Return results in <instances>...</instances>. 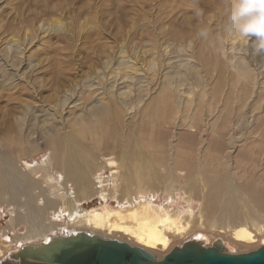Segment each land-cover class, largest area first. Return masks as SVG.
<instances>
[{"label":"bare ground","instance_id":"obj_1","mask_svg":"<svg viewBox=\"0 0 264 264\" xmlns=\"http://www.w3.org/2000/svg\"><path fill=\"white\" fill-rule=\"evenodd\" d=\"M5 44L12 56L23 45L15 40ZM2 45L0 40V49ZM124 56L116 69L111 68L114 63L106 62V68L89 79L83 100L76 99L74 91L64 90L63 99L48 106L50 113L44 110L46 117L31 110L30 129L24 127L28 118L21 115L17 127L22 126L16 134L14 130L1 138L6 152L0 155V207L10 208L11 217L6 228L0 229V240L7 243L0 248V264L50 260L68 239L116 241L153 261H162L185 245L236 254L223 251L224 245L245 251L263 241L264 213L257 206L264 201V193L258 194L264 192V148L259 151L261 162L233 159L223 145L229 136L233 142H227V149L238 148L237 137L231 133L235 125L229 130L225 121L217 128L208 121L200 124L203 113L197 115L200 99L194 95L203 82L197 69L176 67L168 72L166 91L152 96L149 109L139 108L146 98L143 81L136 79L142 80L139 72L146 75L148 68H138V60L132 63V58ZM157 63L148 64L156 67ZM19 66L12 76L26 80ZM145 75L147 88L152 77ZM27 105L30 110L31 103ZM136 114L138 122L133 119ZM167 123L174 137L169 145ZM207 127L219 144L194 143ZM130 128L133 137L125 139ZM38 130L52 141L51 153L19 166L20 158L40 150L32 138ZM94 198L98 204L91 202ZM208 229L213 231L212 239L209 243L205 234L200 235V245L198 233Z\"/></svg>","mask_w":264,"mask_h":264},{"label":"rangeland","instance_id":"obj_2","mask_svg":"<svg viewBox=\"0 0 264 264\" xmlns=\"http://www.w3.org/2000/svg\"><path fill=\"white\" fill-rule=\"evenodd\" d=\"M229 6L230 0H0V40L3 42L0 49V140L11 131L15 130L16 134L21 128L22 125L17 127L19 116L28 118L25 129L31 128L35 110L40 117H46L44 110L50 113L48 106H56L58 98L63 99L64 90L74 91L76 99L83 100L89 90V79L97 75L98 70L101 73L100 68H106L109 61L114 63L111 68L116 69L120 57L125 55L132 58V63L138 60V68H148L146 75L145 71L139 72L138 78L142 80L136 79L143 81L142 94L146 99L139 104L143 110L149 109L153 97L166 91L163 84L168 72L176 67L201 71L203 87L196 86L194 95L200 99L197 115L203 113L200 124L208 121L217 128L225 121L229 130L235 125L231 133L237 137L238 141L234 143L238 148L227 149V142H233L227 136L223 145L226 153L233 159L257 158L261 162L263 154L259 151L264 148V51H257L249 38L230 36L223 31ZM201 31H206L207 35L201 36ZM12 40L23 44L20 55L8 53L5 43ZM152 60L158 62L156 67L149 66ZM243 65L247 68L244 69ZM18 66L26 80L20 75L12 76ZM144 75L148 79L152 77L147 88ZM174 93L178 97V92ZM70 95L74 98L73 94ZM28 102L31 103L30 110ZM133 119L138 122V115ZM133 119H129L130 125H133ZM248 120L251 121L248 123ZM166 126L170 127L168 123ZM177 126L179 130L184 129L183 125ZM129 130L125 139L133 137L132 128ZM171 131L169 128L165 138L168 145L174 139ZM196 131L199 133L198 129ZM201 135L195 137V144H219L210 128L207 127ZM21 136L18 133L17 138ZM32 138L37 140L40 150L20 158L19 166L41 161L52 151V141L41 130ZM2 145L0 155L6 152ZM256 163L258 165L257 160ZM259 168L260 165L256 173ZM60 173L61 170L56 175ZM261 193L264 192L261 190L258 194ZM98 201L94 198L91 202L98 204ZM2 206L0 211L5 208ZM257 207L264 213V201ZM5 209L0 215L2 231L11 217V209ZM212 233L211 229L198 233L199 244L203 234L210 243ZM263 241L245 251L226 243L223 251L252 253L264 245ZM5 246L7 243L0 240V248Z\"/></svg>","mask_w":264,"mask_h":264},{"label":"water","instance_id":"obj_3","mask_svg":"<svg viewBox=\"0 0 264 264\" xmlns=\"http://www.w3.org/2000/svg\"><path fill=\"white\" fill-rule=\"evenodd\" d=\"M23 264H264V246L252 253L228 254L185 245L153 261L127 244L96 239H68L50 260Z\"/></svg>","mask_w":264,"mask_h":264},{"label":"clouds","instance_id":"obj_4","mask_svg":"<svg viewBox=\"0 0 264 264\" xmlns=\"http://www.w3.org/2000/svg\"><path fill=\"white\" fill-rule=\"evenodd\" d=\"M223 31L249 38L257 51H264V0H230ZM200 35L207 33L201 31Z\"/></svg>","mask_w":264,"mask_h":264}]
</instances>
